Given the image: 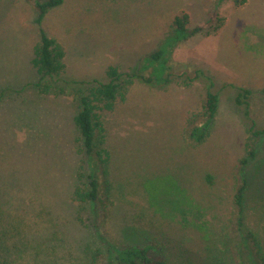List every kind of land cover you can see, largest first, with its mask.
I'll use <instances>...</instances> for the list:
<instances>
[{"label": "rangeland", "instance_id": "rangeland-1", "mask_svg": "<svg viewBox=\"0 0 264 264\" xmlns=\"http://www.w3.org/2000/svg\"><path fill=\"white\" fill-rule=\"evenodd\" d=\"M183 14L201 32L165 70L151 56ZM38 17L36 0H0V264H91L108 252L100 236L120 247L159 242L170 264H207L203 231L186 221L232 231L244 171L247 223L264 233V0H65L41 26ZM41 28L66 53L48 95L32 65ZM110 67L153 81L135 79L104 114L110 175L99 174L95 213L75 196L92 172L75 118L79 92L107 82ZM209 91L220 104L207 131Z\"/></svg>", "mask_w": 264, "mask_h": 264}, {"label": "trees", "instance_id": "trees-1", "mask_svg": "<svg viewBox=\"0 0 264 264\" xmlns=\"http://www.w3.org/2000/svg\"><path fill=\"white\" fill-rule=\"evenodd\" d=\"M64 1L36 0L37 9L39 10L37 24L41 26L50 10L63 5ZM245 2L243 1V3ZM189 21L190 18L187 14L178 16L171 26L169 36L164 42L162 50L151 56L154 61H162L165 70L168 68L169 62L166 57L172 55V51L176 46L201 32L200 28L191 31ZM40 34L41 41L34 48L32 65L41 76V82L37 84L40 93L48 95L56 89V84L62 80V75L66 70L64 63L66 53L58 41L49 37L43 28L40 29ZM107 77V82L91 83L87 85L86 92H79L80 108L75 118L76 125L84 138L86 153L92 161V172L88 178L89 183L86 188L78 187L75 190V196L79 203L92 205L95 213H97L101 202L99 174L108 178L110 175V153L106 144L104 114L113 112L120 98L125 100V93L133 85L135 79L139 78L147 83L153 81L137 73L133 75L121 74L116 67L108 69ZM60 93L64 94L65 88L61 89ZM251 94V91H245L244 95L240 94L237 104L240 106L246 105V101ZM242 96L245 97L243 100ZM219 104V96L209 91L205 103L207 123L203 126L207 131L214 124ZM204 138L201 140H204ZM256 155L257 151L255 149L248 151L247 157L241 162L242 168L246 169L251 160L253 161L256 158ZM241 176L242 184L236 188L234 194V206L237 213L232 231H225L216 236L212 227L206 225L207 223L193 225V223L189 224L186 219L183 220L182 218V222L186 221V224L189 225L188 228L193 226L191 228L203 231L205 250L208 257L207 264H264V233L257 229H251L247 223L248 195L251 193L253 179L247 176L246 171ZM262 198L264 199V197ZM186 205L190 204L182 205L179 211L182 216L183 213L186 214ZM173 217L175 216L173 215ZM181 224L183 228H186L183 223ZM100 237L105 242L108 252L102 250L94 252L91 264H170L168 259L161 256L163 246L159 242L150 241L148 246L120 247L112 245L106 242L102 236Z\"/></svg>", "mask_w": 264, "mask_h": 264}]
</instances>
